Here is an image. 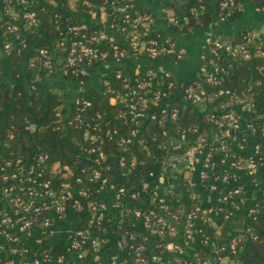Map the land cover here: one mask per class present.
Instances as JSON below:
<instances>
[{
  "label": "built area",
  "instance_id": "1",
  "mask_svg": "<svg viewBox=\"0 0 264 264\" xmlns=\"http://www.w3.org/2000/svg\"><path fill=\"white\" fill-rule=\"evenodd\" d=\"M5 1H14L15 4L14 7L5 9L6 14L12 12L9 14L12 18L0 33V37L11 40L2 46L4 56L13 45L20 49L24 47L19 41L21 32L26 29L22 28V22L28 21L29 25L39 24L44 14L43 10L28 11V0ZM94 5L92 11L96 13V17L97 11L103 14L108 10V25L97 28L86 23H76L59 27L56 47L63 48L64 59L57 70L46 60L44 67L48 69V73L58 72L61 76L73 77L82 84L80 79L89 78L96 64L104 66L109 62L118 63L123 52L109 31L118 32L133 55L150 59H170L173 62L183 59L184 51L171 38L146 36L143 23L145 18L135 12L133 0H104L101 4ZM219 6L226 9L227 13L238 10L235 0H219ZM255 11L264 15V9L255 8ZM168 22L181 29L186 27L187 17L184 14L171 15ZM242 39L241 43L232 44H225L218 37L206 39L211 55L200 57L197 78L183 87V94L191 106L204 101H216L220 105V111L214 109L205 113L209 123L205 124L203 133L192 130L194 133L197 131V135L186 149H182L180 143H170V148L152 144L156 151L165 150L168 159H159L148 174L140 173L142 163L136 156L133 157L134 146L138 144L146 150L143 140L139 138L140 135L145 136V130L141 132V127L146 123H153V128L161 126L166 129L160 130L164 139L169 135L171 126L180 114V107L172 104L171 107L161 106L158 110L155 108L171 96L175 90V82L173 79L172 82L166 81L171 77L165 74L162 77L166 81L165 85L155 89L156 79L153 74L129 78L118 69L114 70L111 79L106 80L104 95L107 101H112L122 111L119 115L122 132L118 128L107 130L104 135L108 140L115 137L118 145L125 150L129 148L131 158L128 161L118 159L114 171L118 177L137 178L139 181L133 190L126 184H121L118 177L113 180L107 177L110 168L104 165L108 162L105 155L106 144L90 134L95 128L88 118L82 119L80 113L73 121L81 125L83 132L79 147L81 156H93L92 169L82 170V173L87 171L92 183L89 191L77 187L82 179L75 176L70 168L59 163L49 165L45 154L36 153L29 162L14 156L7 157L0 165V264H70L68 254L74 253L81 260L87 248L98 255L104 244L106 231L104 235H97L100 228H105L107 223L113 229L123 232L117 235V249L108 253L106 264H126L127 259L132 264H148L149 259L157 264H206V261L200 259L195 262L192 260L196 250L212 251L219 255L227 249L229 255L235 256L237 250L233 242L214 245L205 235L204 229L212 221L215 212L225 220L234 215L242 202L239 178L241 174L253 176L264 170V148L261 144H253L250 150L245 148L248 147L247 136L264 138L263 115L260 113L261 117L257 120L255 106L245 96L237 95L236 91H215L220 84L218 76L224 74L227 67L220 66L221 59L240 56L248 60L254 56L245 47L251 44L250 33L245 32ZM51 50H40L39 56L45 58ZM257 55L264 57V45ZM73 105L82 112L91 106V102L85 98H75ZM55 116L59 122L68 121L61 113H56ZM243 116H248L249 119L245 120ZM98 118V115H94L91 119ZM128 122L132 126H129L128 134H125L123 126ZM67 123L69 125L72 121ZM206 126L211 128L208 137L204 135ZM12 137L13 135H8L9 139ZM145 138L147 139L146 136ZM147 140L151 143V140ZM179 156L185 159V168L181 175L186 174L182 179L189 189L190 204L185 210L170 207L174 204L175 191L165 181L168 169L175 168V162L169 163V160ZM213 157H217L220 169L215 168ZM222 185L233 187L219 197V206L215 210L202 208L197 190L217 193ZM108 196L112 200L111 204L106 199ZM226 203L229 209L224 207ZM84 209L89 214L86 227L81 226L71 233L70 244L65 250L57 248L59 251H55L49 248L47 243L58 233L55 219H68L73 213ZM115 215L124 218V221L116 219L113 222ZM262 217L264 219V209ZM126 219L140 221L146 235L135 232L131 222L125 226ZM31 234L37 235L32 238L36 247L34 251L25 246L23 240V237ZM248 234L253 239L250 229ZM196 235L201 236V239L199 245L193 247ZM234 240L239 242L242 239L236 237ZM151 249L155 252L153 255H150ZM186 258L189 262L184 260ZM224 259L233 260L227 256L217 257L214 261L221 264ZM93 264L105 263L98 260Z\"/></svg>",
  "mask_w": 264,
  "mask_h": 264
},
{
  "label": "trees",
  "instance_id": "2",
  "mask_svg": "<svg viewBox=\"0 0 264 264\" xmlns=\"http://www.w3.org/2000/svg\"><path fill=\"white\" fill-rule=\"evenodd\" d=\"M30 3L27 6L28 11L43 10L41 20L39 24H30L28 21L22 22V28H26L21 32L19 41L23 44V48H19L17 45H13L10 52L6 54L9 68L7 69L3 63L0 62V79L6 80V75H10L12 79L17 80L19 83L9 92L5 89L4 84H0V108L11 105L10 112L6 115V123L3 128V143L0 153V165L9 156H14L23 159L25 162H29L33 155L36 153L45 154L48 157L49 165L59 163L63 167H68L75 172V176L80 177L82 182L77 185L78 188L90 190L92 187L91 181H89V175L87 171L82 173L84 169H92V155L81 156L80 139L83 132L80 129L81 125H78L73 121L74 117L80 113L81 118H88L91 121L92 127L95 129L90 132L91 135L96 136L98 141H102L106 144L105 155L108 158V162L104 163L105 166L110 168L107 172V177L111 180L117 178L114 171L116 161L120 158L128 161L131 156L129 155V148L126 150L118 145L116 138L108 140L105 137L107 130H117V123L114 118H117L122 111L117 106H108L100 100H95L92 94L83 95L80 94L76 98H85L91 102V106L86 110L79 112L77 107L71 103L70 116L68 121H72L68 125L66 123L59 122L55 116L56 113L65 114L66 103L71 99L69 92L58 90L57 88H50L47 93H43L39 83H30L24 85V72H30L32 75H38L39 77L51 76L53 73H48V69L44 67L46 60L50 61V65L54 69H58L64 59V50L61 47H56L59 40L58 28L66 27L70 24L87 23L85 14L78 12H71L66 9L67 0H28ZM53 1L57 8L52 11V8L48 6V2ZM87 1V0H86ZM89 5L101 4L104 0H90ZM163 2L165 0H158ZM85 0H81L82 5L80 11L89 14L91 7H87L84 4ZM254 8L264 9V0H252ZM14 1L9 2L0 0V33L6 25L11 22L12 16L5 13L6 7H14ZM219 4V0H218ZM205 0H170L166 4L168 10L173 11V14H184L187 17L186 29H199L207 28L211 23L212 17L205 11ZM237 11L227 13L226 9L221 8L218 5L219 17L222 19H236L239 12L238 0H235ZM50 15V16H49ZM87 28V30H89ZM94 29V28H93ZM96 30V29H94ZM243 33L236 36L235 42L241 43L243 41ZM6 41H11L7 37H0V58L2 54V46ZM264 45V38L252 47L251 44L245 46L248 50L254 53L251 59H243L240 56L227 57L226 60L221 59L219 62L221 67H225V73L218 76L220 84L216 87V92L229 90L237 93V95L245 96L255 106L257 114L260 112L264 117V57L257 55ZM49 50L47 56L41 58L39 56L40 50ZM25 66V70L22 71V66ZM102 64H96L94 69L101 68ZM53 69V70H54ZM63 77V76H62ZM67 80L76 81L73 77H63ZM88 78L80 79L85 82ZM30 81V79H27ZM166 81H171L172 78ZM166 81L162 78L154 81L155 89L160 86H164ZM22 82V83H21ZM255 86L257 88V94H255L250 88ZM250 88V89H249ZM213 90H209L211 92ZM105 102H107L106 97ZM219 98H222L220 96ZM218 102L204 101L196 106L181 107L179 109V116L175 123L171 126L169 135L164 139L160 135V130L164 129L161 126L153 128V123H146L144 125L145 136L151 140V143L145 138L144 135H140L146 146V150L141 145L135 144L133 157H137L142 165L140 167V173L142 175L148 174L159 159L167 160L168 153L165 150L158 149L152 146L166 145L170 148V143H180L182 149H186L190 142L196 137L197 131L203 133L205 124H208V117L205 111L217 109L220 111ZM174 107H177L174 104ZM98 115L100 118L92 120V116ZM34 126V131H30L29 128ZM132 126L131 123H127L123 126L125 134H128V128ZM27 128V129H26ZM193 129L197 131L192 132ZM199 129V130H198ZM166 130V129H164ZM89 134V135H90ZM8 135H13L11 139ZM149 142V144H147ZM97 143V140L95 144ZM101 146V144H100ZM80 150V151H79ZM79 156V158H77ZM77 159V160H76ZM77 161V163H76ZM118 181L121 184H126L130 190L136 188L138 179L135 177L126 178L119 176ZM174 190V188H172ZM175 191V190H174ZM173 209L181 208L182 210L188 209L185 202L179 199V193L174 197V204L170 206ZM128 225L130 222L128 221ZM231 231H238L241 228V222H228ZM257 232H252L253 239L247 247V264H264V226L258 221L256 222ZM110 226L107 223L104 227H101L97 236L104 235L105 229ZM94 229L97 227H93ZM116 232L122 233L123 230ZM116 233V234H117ZM229 231L222 232V235H227ZM242 239V238H240ZM230 242L235 244L237 253L232 256L229 255L227 249L220 252L219 255H215L212 251H200L196 250L192 260L196 259L200 261H206V264H219L214 261L217 257L223 258L230 256L233 259H237L240 248L243 247V240L237 242L232 239ZM245 246V245H244ZM225 247V246H221ZM226 248V247H225ZM113 252V245H109L107 248ZM55 251H59L54 249ZM155 253L152 249L150 255ZM185 252H183L184 254ZM184 260H187L184 259ZM189 262V260H187Z\"/></svg>",
  "mask_w": 264,
  "mask_h": 264
},
{
  "label": "crops",
  "instance_id": "3",
  "mask_svg": "<svg viewBox=\"0 0 264 264\" xmlns=\"http://www.w3.org/2000/svg\"><path fill=\"white\" fill-rule=\"evenodd\" d=\"M170 0H165L159 2L158 0H133V8L137 14L145 18L144 28L147 37H169L171 38L176 45L184 51V57L178 62H173L170 59H150L146 56H136L130 52V49L125 41V39L119 35L116 31H107L112 35L117 41L119 47L123 52V57L118 63L109 62L107 65L102 66L92 70L88 80L79 84L77 81H71L63 78L58 72H54L53 75L39 77L38 75H32L30 72H24L25 66H22L23 76H24V85L30 83H39L40 88L43 93H47L48 90L52 87L57 88L61 91L69 92L71 99L66 103V112L64 114V119H67L70 116V105L73 103V100L78 97L80 94L89 95L92 94L95 97V100L103 101L107 107L114 106L115 104L112 101L105 102V82L107 79H111L112 73L115 69L120 70L127 77H145L148 74H153L155 79L162 78L165 74H168L175 82V90L171 93V96L161 102L155 110H158L161 106L171 107L172 104H176L178 107H191V105L184 99L183 87L195 81L198 74V68L200 64V57L211 55L209 47H207L206 39L208 37H218L225 44H232L235 42V38L240 33L248 32L251 35V45L252 47L259 43L264 38V15L255 11L252 0H238L239 3V12L236 19H222L219 17L218 13V0H205V11L212 17L211 23L207 28L199 29H186L183 27L181 29L171 26L168 22V17L171 15H180L179 13L173 14L174 12L166 8L167 2ZM84 4L87 7H91L89 14L80 11V6L82 5L81 0H67L66 9L71 12H78L80 14H85L87 18V25L94 26L97 28H105L110 21V16L108 15V10L100 14L97 11L96 13L92 11L94 8L93 5H89L90 2L85 0ZM48 6L52 8V11L56 10L57 5L53 1L48 2ZM98 9V7H97ZM12 12L10 11L9 14ZM50 16V15H49ZM0 62L7 68L9 64L7 62L6 56L1 54ZM1 71V69H0ZM1 73V72H0ZM6 80L0 79V84H4L5 89L11 92L13 88L19 83L17 80L11 78L10 75H6ZM30 79V81H27ZM112 81V80H111ZM22 83V82H21ZM253 92L257 94V88L251 86ZM11 110V105L9 104L8 108H0V153L3 143V128L6 123V115ZM207 111H205L206 113ZM257 113V112H256ZM261 117L260 112L257 114L256 119L259 120ZM243 118L249 119L248 116H243ZM114 121L117 123L118 128L122 132V123L119 116L114 118ZM29 130L34 131V126L30 127ZM144 124L141 127V132H143ZM211 133V128L209 126L205 127V134L208 137V134ZM83 139L81 137L80 141ZM248 147L246 150H250L253 147V144L259 143L264 148V138L253 135L251 137L247 136ZM175 162V161H173ZM212 162L215 164V168L220 169L219 161L217 157L212 158ZM178 163L175 162V168L168 169L165 181L174 188L175 196L177 192L179 193V199L182 202H185V205L190 204L189 201V189L187 184L183 181L182 177H186V174H182V171H176ZM185 168V165L183 166ZM240 185L242 186L240 198L242 202L240 203L238 209L234 215L225 220L222 216L215 212L213 215L212 221L206 225L204 229L205 235L210 238L214 245L227 244L232 239L240 237L243 240V247L239 250V255L237 259L230 260L224 259L221 264H247V247L252 246L251 237L248 234V229L252 232H257L256 222L264 226V219L262 217V211L264 209V170L257 173L256 175L249 176L241 174ZM232 185H222L220 186L221 190L217 193L210 192L207 190H197L198 199L200 205L204 209H214L219 206V197L224 195L226 192L232 189ZM108 203L111 204L112 200L110 196L106 197ZM236 200V199H234ZM239 201V199H238ZM226 209H229L228 203L224 206ZM80 211L78 213H73L72 217L55 219V227L58 233L56 236L51 239L47 245L52 249L65 250L66 247L70 244V235L72 232L78 230L79 227H86L88 212ZM215 210V209H214ZM254 212V213H253ZM124 221V218L119 217L118 215L114 216L112 221ZM128 221L131 222L133 230L135 232L142 233L146 235L145 228L140 221L134 220H125V226H128ZM241 222V228L238 231H231L228 222ZM106 234L104 237V244L101 247V252H91L89 248L86 249L84 258L78 260L74 253L67 255L70 264H93L98 260L106 264V259L109 251L107 248L109 245H113L114 251L117 249L118 233L115 228L110 225L106 229ZM229 231L227 235H222V232ZM264 232V229L262 230ZM117 233V234H116ZM33 236V237H31ZM31 237V238H30ZM36 234H31L29 237H23L25 241V246L30 247L31 251L35 250V245L32 243V238H36ZM199 239L201 236L196 235L193 240V247L199 245ZM245 245V246H244ZM14 262V261H13ZM15 264H18L17 262ZM126 264H132L130 259L126 260ZM148 264H157V262L151 261L149 259Z\"/></svg>",
  "mask_w": 264,
  "mask_h": 264
},
{
  "label": "water",
  "instance_id": "4",
  "mask_svg": "<svg viewBox=\"0 0 264 264\" xmlns=\"http://www.w3.org/2000/svg\"><path fill=\"white\" fill-rule=\"evenodd\" d=\"M173 161L178 163L176 171H184V167L183 166L185 165V159L182 156L170 159L169 163H171Z\"/></svg>",
  "mask_w": 264,
  "mask_h": 264
}]
</instances>
